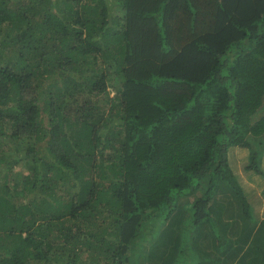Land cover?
Instances as JSON below:
<instances>
[{
    "label": "trees",
    "instance_id": "1",
    "mask_svg": "<svg viewBox=\"0 0 264 264\" xmlns=\"http://www.w3.org/2000/svg\"><path fill=\"white\" fill-rule=\"evenodd\" d=\"M236 148L264 0H0V264H264Z\"/></svg>",
    "mask_w": 264,
    "mask_h": 264
},
{
    "label": "rangeland",
    "instance_id": "2",
    "mask_svg": "<svg viewBox=\"0 0 264 264\" xmlns=\"http://www.w3.org/2000/svg\"><path fill=\"white\" fill-rule=\"evenodd\" d=\"M121 14L122 13L120 10L115 11V15ZM110 77L114 82L115 80L113 78V75H111ZM111 95H113L112 92ZM92 99L93 98H89L91 102H94L95 99H93V101ZM105 153H108V151H105ZM249 157L250 155L248 150L242 148L233 149L230 152L231 167L236 176L238 177V180L242 185L244 191L246 192L249 202L253 206L255 216L259 220H264V155L262 158L263 162L261 165V171L263 172V174L260 175L254 172H246L244 170L247 164L249 163ZM27 163V161L21 162L19 167L16 169V174H18V177L21 178V176H31L30 168H32V166L28 167ZM0 188H2V182H0ZM12 188L13 184L10 186L11 190H13ZM139 240L143 241L142 236L139 238ZM86 257V254H84L82 256V260L85 261Z\"/></svg>",
    "mask_w": 264,
    "mask_h": 264
}]
</instances>
